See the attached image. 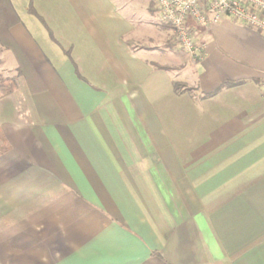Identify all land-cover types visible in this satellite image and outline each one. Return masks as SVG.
<instances>
[{
  "label": "crops",
  "instance_id": "obj_1",
  "mask_svg": "<svg viewBox=\"0 0 264 264\" xmlns=\"http://www.w3.org/2000/svg\"><path fill=\"white\" fill-rule=\"evenodd\" d=\"M11 1L0 264H264V34L194 62L154 0Z\"/></svg>",
  "mask_w": 264,
  "mask_h": 264
},
{
  "label": "built area",
  "instance_id": "obj_2",
  "mask_svg": "<svg viewBox=\"0 0 264 264\" xmlns=\"http://www.w3.org/2000/svg\"><path fill=\"white\" fill-rule=\"evenodd\" d=\"M162 23L172 27L176 42L194 62L206 45L196 39L198 28L209 29L230 18L264 34V0H154ZM264 90V83L262 85Z\"/></svg>",
  "mask_w": 264,
  "mask_h": 264
},
{
  "label": "trees",
  "instance_id": "obj_3",
  "mask_svg": "<svg viewBox=\"0 0 264 264\" xmlns=\"http://www.w3.org/2000/svg\"><path fill=\"white\" fill-rule=\"evenodd\" d=\"M28 11L32 14H35L39 17V19L45 24L46 28L48 29L49 35L52 40L57 42L51 28L48 26L46 20L43 16H41L37 10L35 9L32 2H30ZM19 21L18 13L12 3L11 0H0V44L1 45H7V38L10 37L9 29L11 25ZM58 43V42H57ZM9 45V43H8ZM17 51V50H16ZM19 53V52H18ZM66 53L70 55L69 51H66ZM158 67L164 68V69H174L175 67L170 66H161L158 65ZM184 83L177 81L174 83V89L176 92H179L184 87ZM16 87V78L15 77H8V78H1L0 77V98L11 93ZM3 150L0 148V152Z\"/></svg>",
  "mask_w": 264,
  "mask_h": 264
},
{
  "label": "rangeland",
  "instance_id": "obj_4",
  "mask_svg": "<svg viewBox=\"0 0 264 264\" xmlns=\"http://www.w3.org/2000/svg\"><path fill=\"white\" fill-rule=\"evenodd\" d=\"M148 1H150V0H138V1L135 0L136 4H137L138 7H139V10H140V12H141V15H142L143 17H146L147 14H148V11H147L146 9L143 8V5L145 4L144 2H148Z\"/></svg>",
  "mask_w": 264,
  "mask_h": 264
}]
</instances>
